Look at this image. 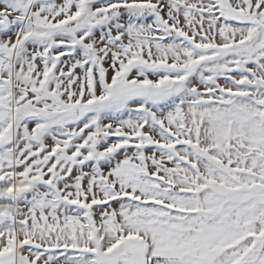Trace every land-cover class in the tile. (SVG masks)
Returning a JSON list of instances; mask_svg holds the SVG:
<instances>
[{"label":"snow or ice","instance_id":"obj_1","mask_svg":"<svg viewBox=\"0 0 264 264\" xmlns=\"http://www.w3.org/2000/svg\"><path fill=\"white\" fill-rule=\"evenodd\" d=\"M0 264H264V0H0Z\"/></svg>","mask_w":264,"mask_h":264}]
</instances>
